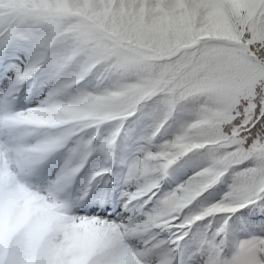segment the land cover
Listing matches in <instances>:
<instances>
[{"label":"snow or ice","instance_id":"1","mask_svg":"<svg viewBox=\"0 0 264 264\" xmlns=\"http://www.w3.org/2000/svg\"><path fill=\"white\" fill-rule=\"evenodd\" d=\"M0 264H264V0H0Z\"/></svg>","mask_w":264,"mask_h":264}]
</instances>
